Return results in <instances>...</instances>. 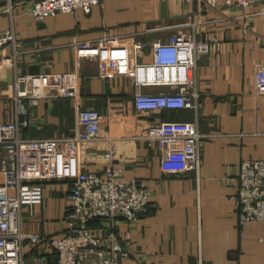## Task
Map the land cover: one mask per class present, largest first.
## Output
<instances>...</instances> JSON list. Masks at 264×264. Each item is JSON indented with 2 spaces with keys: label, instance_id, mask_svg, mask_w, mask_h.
<instances>
[{
  "label": "crops",
  "instance_id": "0c3cea01",
  "mask_svg": "<svg viewBox=\"0 0 264 264\" xmlns=\"http://www.w3.org/2000/svg\"><path fill=\"white\" fill-rule=\"evenodd\" d=\"M7 1L0 0V32L15 30L22 51L19 67L32 74L75 70L79 42L114 36L130 44L138 39L153 43L165 40L170 32L147 33L150 27L188 17L203 21L197 37L217 38L222 49L198 60L197 108L139 112L136 89L128 78L104 80L98 76L96 61L85 59L79 98L44 97L29 105L28 115H20L29 121L24 135L70 137L79 130L82 109L101 112L103 137L84 147L82 170L103 172L108 164L104 154L113 148V161L124 168L123 178L142 179L151 192L149 214L138 223L122 224L117 231L122 240L131 236L135 250L123 264H264V222L239 228L236 184L227 179L238 173L243 161L264 159V94L255 92V72L264 65V2L248 9L249 21L236 9L224 5L210 9L198 1L192 2L188 13L185 0H102L90 13L78 9L40 22L29 11L36 0H13L12 10L5 11ZM11 53V46L0 49V121L16 118L11 98L15 73L3 62ZM140 58L152 59L149 50ZM159 118L198 123L203 135L198 170L165 166L161 145L150 146L141 138ZM5 180L0 173V185ZM70 187L64 180L46 182L44 204L23 209L24 229L48 236L64 233ZM92 226L99 228L98 222ZM97 231L101 233L100 228ZM40 248L26 247L25 264H35ZM54 263L49 257L44 264Z\"/></svg>",
  "mask_w": 264,
  "mask_h": 264
},
{
  "label": "built area",
  "instance_id": "2783aa9c",
  "mask_svg": "<svg viewBox=\"0 0 264 264\" xmlns=\"http://www.w3.org/2000/svg\"><path fill=\"white\" fill-rule=\"evenodd\" d=\"M102 0H36L30 14L37 21L59 13L83 9L90 13ZM188 13L194 0H185ZM5 11L15 5L8 0ZM207 8L224 5L242 13L248 21V9L264 0H198ZM202 20H187L170 25L150 27L147 33L168 31L169 36L149 43L138 39L133 43L121 37H104L76 45V69L65 73H24L19 67L22 54L20 41L13 28L0 32V49L11 46L12 53L3 57L15 73L13 82L14 120L0 121V264H25L28 245L40 246L35 264H44L53 257L54 264H123L135 253L131 236L122 240L117 231L122 224H135L149 214L151 192L142 179L126 180L124 168L114 163L115 149L104 154L108 161L103 172L84 171L80 157L83 150L103 137L101 112L84 108L79 112V130L64 138L34 139L24 135L29 125V105L44 97L77 99L80 96L81 74L85 59L96 61L98 76L104 80L128 78L135 87V105L139 112L155 113L163 109H195L198 107L197 67L201 56L220 51L217 38L197 37ZM149 50L152 59L142 60ZM145 88L152 90L144 91ZM157 88L164 90L154 91ZM255 92L264 94V65L255 72ZM141 138L150 146L159 143L164 165L179 166L181 171L198 170L202 164L203 135L197 122L155 119ZM85 147V148H84ZM236 184L239 228L264 222V159L245 160L238 173L227 177ZM64 180L71 185L66 231L48 236L24 229V207L42 206L44 184ZM98 222L101 233L93 228ZM44 246V247H43ZM146 259L143 255L142 260Z\"/></svg>",
  "mask_w": 264,
  "mask_h": 264
},
{
  "label": "water",
  "instance_id": "95a60500",
  "mask_svg": "<svg viewBox=\"0 0 264 264\" xmlns=\"http://www.w3.org/2000/svg\"><path fill=\"white\" fill-rule=\"evenodd\" d=\"M198 0H194V5L195 3H197ZM162 11H163V16L166 15V12H167V3L164 2L163 5H162Z\"/></svg>",
  "mask_w": 264,
  "mask_h": 264
},
{
  "label": "trees",
  "instance_id": "16d2710c",
  "mask_svg": "<svg viewBox=\"0 0 264 264\" xmlns=\"http://www.w3.org/2000/svg\"><path fill=\"white\" fill-rule=\"evenodd\" d=\"M169 110H172V109H169Z\"/></svg>",
  "mask_w": 264,
  "mask_h": 264
}]
</instances>
